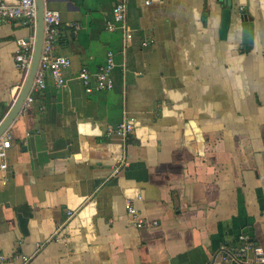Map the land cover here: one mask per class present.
Listing matches in <instances>:
<instances>
[{"label":"crops","instance_id":"obj_1","mask_svg":"<svg viewBox=\"0 0 264 264\" xmlns=\"http://www.w3.org/2000/svg\"><path fill=\"white\" fill-rule=\"evenodd\" d=\"M120 2L130 40L109 28ZM232 3L223 39L224 0L46 1L71 64L4 132L0 264H257L225 250L264 247V0ZM33 32L0 21V126ZM110 52L112 88L88 93L79 72L94 80ZM129 118L124 140L111 129ZM127 199L159 223L139 228Z\"/></svg>","mask_w":264,"mask_h":264},{"label":"built area","instance_id":"obj_2","mask_svg":"<svg viewBox=\"0 0 264 264\" xmlns=\"http://www.w3.org/2000/svg\"><path fill=\"white\" fill-rule=\"evenodd\" d=\"M16 1V3H9L7 0H0V21L19 19L23 23H29L32 25L34 32L30 39L20 38L18 40L19 48L16 52L15 59L17 66L23 72V80L18 86H16L13 106H15L20 98L32 68L36 50L39 10L37 0ZM46 1L47 0H44V36L41 58L30 92L26 97L23 106H29L34 101L33 92L43 90L46 87L48 76L53 79L57 86H66L67 81L65 77V69L71 64V60L68 56L55 53V47L59 36L61 14L58 10L46 5ZM151 2L152 0H146L147 4H150ZM113 13L115 21L109 25V28L114 29L120 27L125 34L126 40H130L132 33L126 23V4L124 2L117 3L113 8ZM114 64L113 52H110L106 64L95 74L94 80H92L88 68H83L79 72V77L85 85V89L88 93L94 90H106L112 88L113 80L111 77V71ZM13 106L10 108L9 112L12 110ZM133 129L134 120L133 118H129L128 120L117 124L111 130L122 136L124 140H127L133 132ZM10 146L11 136L4 133L0 136L1 170H6L8 167L7 156ZM125 207L128 214L139 228H143L147 225H157L159 223L158 220L149 221L148 218H146V216H144L134 205L131 199L126 200ZM239 242L240 244L237 247L235 246L229 250H225V258L245 261L246 254L248 252H253L255 254V262L257 264H264V247L261 244L250 240L246 234L239 236ZM25 258L26 260L29 259L28 257Z\"/></svg>","mask_w":264,"mask_h":264},{"label":"water","instance_id":"obj_3","mask_svg":"<svg viewBox=\"0 0 264 264\" xmlns=\"http://www.w3.org/2000/svg\"><path fill=\"white\" fill-rule=\"evenodd\" d=\"M38 1V29H37V41H36V50L34 55V60L32 64V68L30 71V74L28 76V79L26 81L25 87L20 95V98L18 99L17 103L15 104L14 108L6 118V120L2 123L0 126V136L3 135V133L8 129L11 122L18 116L20 113L23 104L25 102L26 97L28 96L30 92V88L35 76V73L38 69L41 53H42V45H43V36H44V0H37ZM224 5L226 6L223 9L222 12V23L220 28V37L226 38L228 35V31L231 25V13H232V0H224Z\"/></svg>","mask_w":264,"mask_h":264},{"label":"trees","instance_id":"obj_4","mask_svg":"<svg viewBox=\"0 0 264 264\" xmlns=\"http://www.w3.org/2000/svg\"><path fill=\"white\" fill-rule=\"evenodd\" d=\"M240 244V242L238 241V243L235 245L236 247Z\"/></svg>","mask_w":264,"mask_h":264}]
</instances>
